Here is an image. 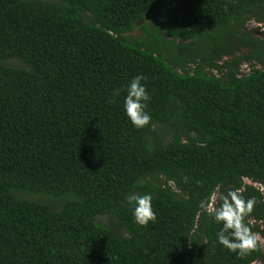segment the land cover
Segmentation results:
<instances>
[{
	"label": "trees",
	"instance_id": "obj_1",
	"mask_svg": "<svg viewBox=\"0 0 264 264\" xmlns=\"http://www.w3.org/2000/svg\"><path fill=\"white\" fill-rule=\"evenodd\" d=\"M251 19L264 0H0V264H264L258 239L243 257L219 245L200 208L239 189L264 238ZM136 75L151 97L139 129L123 109ZM146 193L156 221L141 227L125 197Z\"/></svg>",
	"mask_w": 264,
	"mask_h": 264
},
{
	"label": "clouds",
	"instance_id": "obj_2",
	"mask_svg": "<svg viewBox=\"0 0 264 264\" xmlns=\"http://www.w3.org/2000/svg\"><path fill=\"white\" fill-rule=\"evenodd\" d=\"M142 80V75L134 76L127 83L123 97L124 113L137 129L148 125L151 119L146 111L151 97ZM125 199L132 207L135 223L141 227H147L150 222L155 223L156 213L152 207L151 194H129ZM218 199V206L212 207L207 201H201L200 208L205 212H209L211 208L209 214L214 222L220 225V230L216 233L217 243L235 253L237 257H243L257 246V237L246 222V217L253 211L255 201L245 200L239 189L221 192Z\"/></svg>",
	"mask_w": 264,
	"mask_h": 264
},
{
	"label": "rangeland",
	"instance_id": "obj_3",
	"mask_svg": "<svg viewBox=\"0 0 264 264\" xmlns=\"http://www.w3.org/2000/svg\"><path fill=\"white\" fill-rule=\"evenodd\" d=\"M154 20L155 19L153 16L147 17L145 20L139 22L136 25L134 31L127 36H130L132 38H138L142 33V29H141L142 25L147 24V26H152L154 24ZM245 28H246V31L251 33V35L254 38H257L263 44V47H264V24L263 23H257L256 21L251 19L246 23ZM245 54H246V50L242 49L241 51L237 52L236 56L242 57ZM224 59H226V58H224ZM8 64L12 67L24 68V65L21 62H18L16 60H12ZM254 68L262 69V66L259 65L255 61H252L250 63H242L240 66V71L242 73H248L251 69H254ZM247 184H249V183L247 182ZM261 192L264 193V187H263V190ZM216 199H217V195H214L213 199L211 201L212 207L215 206ZM97 220L101 221L102 223H104L106 225H109V223H110L108 217H105V216L99 217ZM258 225H260L261 228H264V223H259ZM257 239H258V241L262 247V250H264V238L257 235Z\"/></svg>",
	"mask_w": 264,
	"mask_h": 264
},
{
	"label": "built area",
	"instance_id": "obj_4",
	"mask_svg": "<svg viewBox=\"0 0 264 264\" xmlns=\"http://www.w3.org/2000/svg\"><path fill=\"white\" fill-rule=\"evenodd\" d=\"M253 186L256 187L260 192L263 190V187H264V186H261V185H258V184H254ZM263 252H264V250H263Z\"/></svg>",
	"mask_w": 264,
	"mask_h": 264
}]
</instances>
